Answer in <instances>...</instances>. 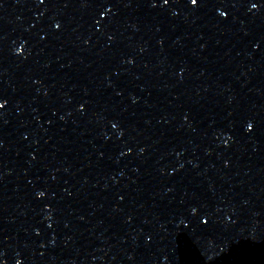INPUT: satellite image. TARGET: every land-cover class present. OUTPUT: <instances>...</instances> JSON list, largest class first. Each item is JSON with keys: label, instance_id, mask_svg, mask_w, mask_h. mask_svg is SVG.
Here are the masks:
<instances>
[{"label": "water", "instance_id": "water-1", "mask_svg": "<svg viewBox=\"0 0 264 264\" xmlns=\"http://www.w3.org/2000/svg\"><path fill=\"white\" fill-rule=\"evenodd\" d=\"M0 0V264H264V0Z\"/></svg>", "mask_w": 264, "mask_h": 264}, {"label": "clouds", "instance_id": "clouds-1", "mask_svg": "<svg viewBox=\"0 0 264 264\" xmlns=\"http://www.w3.org/2000/svg\"><path fill=\"white\" fill-rule=\"evenodd\" d=\"M191 2H192V4H194V3H193V0H191Z\"/></svg>", "mask_w": 264, "mask_h": 264}, {"label": "snow or ice", "instance_id": "snow-or-ice-1", "mask_svg": "<svg viewBox=\"0 0 264 264\" xmlns=\"http://www.w3.org/2000/svg\"><path fill=\"white\" fill-rule=\"evenodd\" d=\"M194 2L196 3V0H194Z\"/></svg>", "mask_w": 264, "mask_h": 264}]
</instances>
